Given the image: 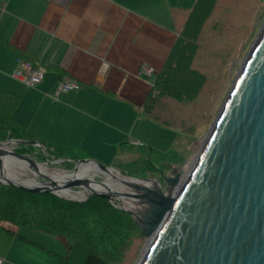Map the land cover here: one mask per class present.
Listing matches in <instances>:
<instances>
[{
  "label": "crops",
  "instance_id": "1",
  "mask_svg": "<svg viewBox=\"0 0 264 264\" xmlns=\"http://www.w3.org/2000/svg\"><path fill=\"white\" fill-rule=\"evenodd\" d=\"M194 2L0 0V90L18 97L15 116L37 138L111 166L126 154L123 144L151 147L152 157L172 128L141 109L179 37L184 16L174 8ZM21 59L47 68L42 83L30 86L13 76ZM144 65L154 71L140 73ZM63 75L80 89L59 91ZM10 229L0 227V264H19L14 258L23 254L50 259L36 234L26 232L31 228Z\"/></svg>",
  "mask_w": 264,
  "mask_h": 264
},
{
  "label": "water",
  "instance_id": "2",
  "mask_svg": "<svg viewBox=\"0 0 264 264\" xmlns=\"http://www.w3.org/2000/svg\"><path fill=\"white\" fill-rule=\"evenodd\" d=\"M206 136L176 197L171 190L165 193L163 185L153 178L123 174L94 158L40 162L23 146L12 148L7 143L36 145L44 151L41 142L11 136L0 141V156L11 154L28 163L35 173V184L2 178L0 182L78 202L108 198L139 223L134 212L112 197L117 189L88 190L77 196L74 193L87 189L83 187L95 178L57 182L41 168L74 163L75 171L80 163L93 162L127 185L141 188L158 212L157 220L162 224L138 264H264V24ZM182 176L178 171L167 181L176 185ZM151 180L161 196L146 185L145 181Z\"/></svg>",
  "mask_w": 264,
  "mask_h": 264
},
{
  "label": "trees",
  "instance_id": "3",
  "mask_svg": "<svg viewBox=\"0 0 264 264\" xmlns=\"http://www.w3.org/2000/svg\"><path fill=\"white\" fill-rule=\"evenodd\" d=\"M196 0L190 8H174L175 15L181 11L184 19L178 40L158 73L153 92L141 112L148 118L165 127L175 128L184 136L195 131L192 121L180 125L175 112L169 109V102L190 103L201 97L206 84V74L195 63L196 46H201L200 32L204 21L215 4V0ZM208 4L207 9L203 5ZM200 37V39H199ZM19 99L9 91L0 90V141L9 136L37 140L47 145V150L63 147L57 143L42 140L29 132L20 123L15 112ZM130 148L131 145L121 146ZM147 150L146 160L136 159L126 162L125 171L130 176L146 177L135 173L134 166L140 171H157L151 160V147L138 145ZM72 153H82L76 151ZM122 153V151H121ZM17 227H29L54 236L74 241L73 251L86 250L83 264H116L120 261L134 236L140 234V228L133 216L114 206L108 198L96 197L90 201L78 202L64 199L50 193H34L0 182V227L12 232L4 223ZM71 251V250H70ZM61 256L59 264L72 261L73 254Z\"/></svg>",
  "mask_w": 264,
  "mask_h": 264
},
{
  "label": "rangeland",
  "instance_id": "4",
  "mask_svg": "<svg viewBox=\"0 0 264 264\" xmlns=\"http://www.w3.org/2000/svg\"><path fill=\"white\" fill-rule=\"evenodd\" d=\"M194 3L187 8L192 7ZM203 7L207 9L208 4L203 5ZM209 12L210 14L207 17H210L204 21L200 32L201 46H196L197 50L195 52V59L197 60L195 65L205 72L207 78L201 97L190 103L172 101L169 102L168 106L169 109L174 110V115L180 125L192 121L195 131L191 135L183 136L181 131L180 133L174 131L175 128L165 130L166 134H169V139L158 141L156 148L152 149V168L156 166L158 168L157 171L150 169L140 171L134 166L128 167L133 168L136 174L146 176L140 178L157 180L163 185L165 193L171 190L174 194L177 188L175 185L170 184L167 179L173 177L178 171L182 173L183 179L184 175L187 174L188 167L197 159V154L200 153L197 152V144L203 138L206 139L207 133L212 127L247 54L264 24V0H215V4L210 7ZM28 138L30 137L27 136V138L20 139L31 140ZM57 144L63 148L60 150L54 148L49 151L47 150V145L43 143L44 151L38 146L31 144H18L15 146H23L25 152L31 154L40 162L45 161V159L90 158L83 152L72 153L71 151H77L75 147L71 148L66 144ZM138 145L137 143L131 144L130 148H125L126 154L122 153L121 158L115 159L113 166L121 173L128 175L124 172L127 161L146 160L148 158V151L139 148ZM74 165V163H69L62 166H50V168L51 170L61 168L74 170ZM4 224L14 229L21 228L8 222ZM137 224L140 228V234L132 238V242L123 258L116 264H138L146 248L151 243V232L153 231L150 228L151 225L146 227L138 222ZM26 232L36 234L33 237L34 241L46 248L44 253L50 259H44L43 255L32 258L30 254H23L16 259L14 258L19 264H59L61 256L68 257L69 253H72L74 246L72 239L61 240L53 234L40 230L35 231V229H27ZM72 254V261H68L66 264H83L86 250L77 248ZM12 255L13 253L9 255V259H12Z\"/></svg>",
  "mask_w": 264,
  "mask_h": 264
},
{
  "label": "bare ground",
  "instance_id": "5",
  "mask_svg": "<svg viewBox=\"0 0 264 264\" xmlns=\"http://www.w3.org/2000/svg\"><path fill=\"white\" fill-rule=\"evenodd\" d=\"M207 139V137H206ZM206 139H202L197 144V152H201L203 149ZM8 146L12 148L15 145H18V142H8ZM200 154V153H199ZM197 154V155H199ZM196 160L194 161V163ZM190 165L187 169V173L190 171L192 166ZM44 172H47L53 180L57 182H67L71 179L75 178H86L93 177L95 178L89 184H87L83 188H87L82 190L81 192H75L74 194L77 196H82L88 193V190H98L105 191L110 188L116 190V193L113 194V198L116 202L122 206H125L127 209L131 210L135 213L137 220L142 226L151 225V229L153 230L151 233V241L153 237L157 234L158 229L162 224L161 220H157L158 212L156 208L146 199L147 196L144 195V192L141 188L133 187L127 185L124 181L121 180L119 176L112 175L110 173H106L101 170L95 163H80L77 169L74 170H66L64 168L51 170L49 166L41 165ZM0 178L9 179L12 181H18L27 186L34 185L35 173L33 169L29 166L28 163L23 161L21 158H18L15 155H3L0 156ZM186 174V173H185ZM103 175V176H97ZM97 176V177H96ZM97 178V179H96ZM187 179V174L184 175V178L180 183H177L175 186L177 187L174 192V197L177 196L179 191L182 189L185 184V180ZM146 185L150 186L156 194L160 195V192L157 190V186L154 184V181H145ZM144 184V183H141ZM155 186V187H154Z\"/></svg>",
  "mask_w": 264,
  "mask_h": 264
},
{
  "label": "built area",
  "instance_id": "6",
  "mask_svg": "<svg viewBox=\"0 0 264 264\" xmlns=\"http://www.w3.org/2000/svg\"><path fill=\"white\" fill-rule=\"evenodd\" d=\"M20 66L15 69L13 76L23 83L28 85L40 84L46 77L47 69L44 68L39 62H34L30 60H20ZM154 71L153 68L142 66L140 73L150 74ZM81 84L74 78L68 75H63L61 77L59 91L67 92L71 90L80 89Z\"/></svg>",
  "mask_w": 264,
  "mask_h": 264
}]
</instances>
